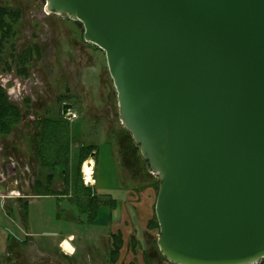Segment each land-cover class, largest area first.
I'll use <instances>...</instances> for the list:
<instances>
[{
    "label": "water",
    "instance_id": "1",
    "mask_svg": "<svg viewBox=\"0 0 264 264\" xmlns=\"http://www.w3.org/2000/svg\"><path fill=\"white\" fill-rule=\"evenodd\" d=\"M46 9L79 20L106 53L120 122L159 180L161 253L174 264L259 263L264 0H46Z\"/></svg>",
    "mask_w": 264,
    "mask_h": 264
},
{
    "label": "rangeland",
    "instance_id": "2",
    "mask_svg": "<svg viewBox=\"0 0 264 264\" xmlns=\"http://www.w3.org/2000/svg\"><path fill=\"white\" fill-rule=\"evenodd\" d=\"M0 3L19 6L22 9V23L17 38V47L23 48L26 43L30 42V38L40 42L43 47V57L34 63L28 79H20L14 71L8 73L0 71V83L6 87L10 98L15 102L22 103L26 95L32 97L33 113L35 114L37 113L35 111L46 113V110L50 108H52L50 114H55L60 104L57 97L60 95H64L70 102L78 105L74 108L80 114L79 118L74 119L73 122L69 121L75 126L80 124L81 131L78 139L74 137L72 139L71 162L75 161L77 140L82 139L85 142L99 144L95 159L99 162L95 183L91 184L94 181L91 179L88 185H92L97 192H103L101 194L107 192L106 194L115 198H125V189L128 185L127 171L119 168L117 164V171L120 176L118 190L112 177L113 172L108 168L109 164L106 160L109 156L108 147L110 146V143L106 141L107 135L110 134L111 130L121 127V122L117 91L108 67L105 51L98 45L85 43L84 26L78 31L73 22L68 20V16L48 11L46 0H0ZM45 12L52 15L47 17ZM39 75L44 77V80L40 79ZM80 103L82 104L80 105ZM28 119L32 120L33 118L29 116ZM26 130V123H21L10 135L0 139L1 181L2 177L5 176L2 173V162L4 158L10 156L14 158L12 162L20 168H27L26 176L30 183L37 176L32 166L33 157L30 158L28 155L29 151L31 153V148L25 134ZM24 151L27 154H24ZM110 152H112V148H110ZM71 164L70 168L72 167ZM60 181L59 178L56 182L58 188L61 186ZM84 184H86L85 181ZM29 190V187L25 186L22 191L29 193ZM152 196L153 201H155V193ZM27 197L29 207L27 223L21 218L20 204L25 201L20 203L8 200L5 203L0 199V228L2 227L4 232H7L8 235L13 234L12 237L18 236L25 242L28 239L30 241L28 232L33 231L39 235L33 239L35 243L26 245V248H33L32 254L24 258L27 262L50 264V258H53L58 261L57 264H107L105 255L110 245L107 232L110 227L108 225L109 220H111L108 213L103 212L94 222H87L86 213L79 209L75 200H71L67 196L56 198L51 195H27ZM119 200L121 201V199ZM14 208L17 213V221H15ZM127 208L133 210L130 206ZM71 210L76 215L72 214L73 219L69 217ZM132 214L133 218L130 217L127 224L126 221L125 223L122 222L124 217L121 212L120 217L115 218L112 225L115 231L121 230L123 232L126 240L120 261L116 264L132 260L142 262L143 248L153 252L151 244L154 240L157 244L159 232L147 227V220L153 214L152 208L146 213L145 222H141L139 217H135L133 211ZM135 228L138 232L137 236L142 240L144 246L138 248L137 253H133L129 244ZM62 230L66 233L73 232L76 236L74 242L77 247L72 258H70L71 256L67 258L62 256L64 252L60 249L54 250L59 241L66 236V234H62ZM40 250L47 253L55 252V254L42 255ZM158 262L159 258H155L152 263L168 264L167 262Z\"/></svg>",
    "mask_w": 264,
    "mask_h": 264
},
{
    "label": "trees",
    "instance_id": "3",
    "mask_svg": "<svg viewBox=\"0 0 264 264\" xmlns=\"http://www.w3.org/2000/svg\"><path fill=\"white\" fill-rule=\"evenodd\" d=\"M21 23V7L0 3L1 72L14 71L15 74L26 75L29 71V63L34 58L39 59L42 57L41 45L38 42H28L21 49L17 47ZM29 113L28 108L24 110L19 103L9 97L4 86L0 83V139L10 135L21 124L24 116ZM33 122L36 126V140L30 141V147L35 150L32 157L34 162L33 169L36 171L37 176L31 184L32 191L27 194L51 195L56 198L67 196L71 200H75L79 209L86 213L87 222H94L103 212L108 213L111 220H109L110 227L107 232L110 241L107 254L105 255L107 264H116L120 261L122 249L126 244L123 232L121 230L115 231L112 226L114 224L112 222L113 211L120 205V202L124 203L122 210L124 219L122 222L125 223L126 221L127 224L128 219L130 217L133 218L132 211L135 217H139L141 222H145L146 213L152 208L153 214L147 220V227L159 232V223L155 211L159 180L156 175L149 171L139 146L135 143L131 132L127 128L121 124V127L111 130L106 138L107 143L113 144L117 149L119 165L122 169H126L128 174V185L125 189L126 198L124 201H120L109 194L98 193L92 185L84 184L82 166L91 152L95 151L96 157L99 144L85 142L82 139L77 140L75 161L71 162L72 139L73 137L75 139L79 138V134H81L80 124L76 126L74 123L70 124L69 120L61 114L45 115L40 120ZM72 126H75V128H72ZM70 164L72 165L71 168ZM59 178L61 179V186L58 188L56 187V182H58ZM153 193H155V201L152 199ZM27 198L20 197L17 199L20 203L25 201L20 205L21 218L26 223L28 222L29 213ZM127 206H130L133 210L131 211ZM73 215L76 216L74 212ZM143 232L145 234V231ZM137 235L138 232L135 228L129 241L133 253H137L138 248L144 247L142 240ZM14 241L18 242V244L14 243ZM28 243L29 239L25 242L10 236L9 250L14 252L16 247H26ZM151 245L153 252L143 248L142 262L132 260L130 262L122 261L120 264H153L152 262L155 258H159L158 263L167 262L168 264H174L161 253L155 240ZM16 255L13 256V259H21L19 264H30L20 253H16ZM62 256L68 257L66 254ZM257 264H264V258Z\"/></svg>",
    "mask_w": 264,
    "mask_h": 264
},
{
    "label": "flooded vegetation",
    "instance_id": "4",
    "mask_svg": "<svg viewBox=\"0 0 264 264\" xmlns=\"http://www.w3.org/2000/svg\"><path fill=\"white\" fill-rule=\"evenodd\" d=\"M45 14L47 15V17H50L52 15L51 13H46V12H45ZM53 16H55V15H53ZM68 20L69 21L71 20L73 22V25L75 26V28L78 31H80V29L83 27V24L80 21H78V20H74V19H71L69 17H68ZM83 36H84V33H83ZM31 39L32 38H30V42H37V41H33ZM84 42L87 43V44H89V43L90 44H94V43L88 42L86 40ZM38 43L41 45L40 42H38ZM94 45H96V44H94ZM41 51H42V57H43V47H42V45H41ZM38 60L39 59L34 58V60H32L29 63V71H28V73L26 75L25 74H16V76L19 77L22 80L28 79L30 77L32 68L34 67L33 66L34 63L36 61H38ZM39 77H40V79L44 80V77H42L41 75H39ZM43 82H45V81H43ZM4 88L7 91V89H6L5 86H4ZM57 99H59L60 104L57 107V110H56V113L55 114H50V112H51L50 110H52V108L47 109L46 110V113H39L38 111H35V112H37L36 114L33 113V107H34L33 99H32V97H30L28 95H26L23 98L22 103H19L20 106L24 110L26 108H28L29 111H30L29 114H27V115L24 116V118H23V120L21 122L22 124L23 123H26L27 130H26L25 134H26V137H27V141H29V143H28L29 145H30V141L36 140V137H35V133H36V128L35 127L36 126H35V123L33 121L40 120L45 115H51L52 116V115H58V114L63 115L64 118H66V119H68L69 121H72V122H73L74 119H78L79 118L80 114L74 108V107H76L78 105L74 104L73 102H70V100L67 97H65L64 95H60L59 97H57ZM64 103L71 104V107L68 109V112L70 113V117H65V115H64V112H63ZM84 103H86V102H84ZM81 104L82 103H80V105ZM29 116L32 117L33 119L32 120H29L28 119ZM34 152H35L34 148H31V153H30V151L28 153V155H29L30 158L33 156ZM23 153L24 154H27V153H25V151ZM30 158H28V159H30ZM13 159L14 158L11 157V156L4 158V161L2 162V165H3V167H2L3 172L2 173H4L5 176L2 177V181L0 180V182L3 183V184H5L7 187H11L13 185V186H15L14 189L17 190V191H20V192H24L22 190L25 189V186H27V188L29 187V189H30L29 192H31L32 191L31 190V184L33 183L34 180L30 183V181L27 179V176H26V170H27V168L26 167L20 168L17 164H15L14 162H12ZM33 164H34V162H32V166H33ZM1 183H0V185H1ZM86 185H88V184H86ZM113 220L114 219H112V221ZM25 248L22 249L21 250V253H20L23 258H25V256H29L30 254H32V250H33V248H26V249ZM18 249H20V248H18ZM15 250H14V252H15ZM19 260L21 261V259H18L17 258V262L20 263ZM57 263H58V261L56 259L50 258V264H57ZM30 264H37V263H33L32 262ZM59 264H61V263H59Z\"/></svg>",
    "mask_w": 264,
    "mask_h": 264
},
{
    "label": "crops",
    "instance_id": "5",
    "mask_svg": "<svg viewBox=\"0 0 264 264\" xmlns=\"http://www.w3.org/2000/svg\"><path fill=\"white\" fill-rule=\"evenodd\" d=\"M108 148H109V151H108L109 156H107V158H106V160L108 161V164H109L108 168L111 169V171L113 172L112 177H113V180L115 181L114 182L115 187L118 188V190H119V177L120 176H119L118 171H117V164H118L119 168H120V165L118 162L117 149L114 147L113 144H110V146ZM110 148H112V152H110ZM95 159H96V157L94 158L95 168H94V171L92 173L94 181H92L91 184L95 183V177L97 175V165L99 163ZM98 183L99 182L97 180V185H98ZM2 187H4V188H2ZM14 188H15V186H13V185L11 187H7L5 184L1 183V185H0V199L2 200V202L4 201L6 203L8 200H14L15 202H18L17 199H19L20 197H27L28 194L26 192H20V191L15 190ZM98 193H103V192H98ZM106 193L107 192H104V194H106ZM125 198H118V199H121L122 201H124ZM123 205H124V203L120 202V205L113 211V219L114 220H115V218L120 217L121 212L123 210ZM15 210L16 209L14 208V212H15ZM72 214H73V211L71 210L69 213V217L71 219H73ZM114 220L112 222H114ZM15 221H17V213L16 212H15ZM108 225H110V224H108ZM62 234H64V235L66 234V236H64L59 241L58 246L54 250L60 249L61 251L64 252V254H66L68 256H72V254L76 251V247H77L76 243L74 242V240L76 239V236L73 234V232L66 233L63 230H62ZM11 235H13V234L8 235L7 232L3 231L2 227L0 228V264H19V262H17V260L15 258L13 259V256L14 255L17 256L16 253H21V250L24 248H23V246H19V247L15 248L16 253L11 252L9 250L10 236ZM27 235H29V238H30L29 244L35 243L33 241V239L36 236H39L37 233H34L33 231L28 232ZM14 237H16V238H18V240L22 241L18 236H14ZM14 243L18 244V242H15V241H14ZM36 244H34V245H36ZM18 248H20V249H18ZM41 254L42 255H46V254L51 255V254H55V252H48L47 253V252L43 251Z\"/></svg>",
    "mask_w": 264,
    "mask_h": 264
},
{
    "label": "bare ground",
    "instance_id": "6",
    "mask_svg": "<svg viewBox=\"0 0 264 264\" xmlns=\"http://www.w3.org/2000/svg\"><path fill=\"white\" fill-rule=\"evenodd\" d=\"M92 165H93V163L90 165V164H88V162H86L84 164V167H83L88 181H91V179L93 180L92 173H93L94 170L92 168Z\"/></svg>",
    "mask_w": 264,
    "mask_h": 264
},
{
    "label": "built area",
    "instance_id": "7",
    "mask_svg": "<svg viewBox=\"0 0 264 264\" xmlns=\"http://www.w3.org/2000/svg\"><path fill=\"white\" fill-rule=\"evenodd\" d=\"M85 163H86V162H85ZM84 181H85L86 184H89V183L91 182V181H88V180H87V177H86L85 172H84Z\"/></svg>",
    "mask_w": 264,
    "mask_h": 264
}]
</instances>
